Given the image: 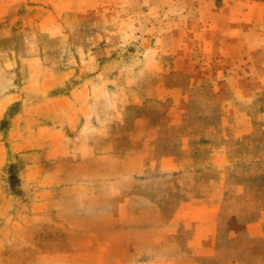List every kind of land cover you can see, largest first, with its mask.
Listing matches in <instances>:
<instances>
[{
	"label": "rangeland",
	"instance_id": "1",
	"mask_svg": "<svg viewBox=\"0 0 264 264\" xmlns=\"http://www.w3.org/2000/svg\"><path fill=\"white\" fill-rule=\"evenodd\" d=\"M247 38L248 48L227 46ZM181 118L202 132L174 129L176 146L184 133L195 143L224 135L257 142L253 157L229 155V177L247 192L225 202L214 258H192L186 232L154 244L150 226L158 233L162 219L143 218L128 226L126 243L117 237L122 225L46 234L20 228L34 230L32 264L42 253L84 247L103 248L104 264L264 261V225L257 240L244 232V223L264 212V0H0V188L17 195L19 182L39 180H25L27 171L52 172L57 162L45 152L69 163L73 137L89 132L118 145L121 135L136 139L151 123ZM53 138L65 139L51 149ZM45 177L54 181L52 173ZM62 177L70 184L74 176Z\"/></svg>",
	"mask_w": 264,
	"mask_h": 264
},
{
	"label": "crops",
	"instance_id": "2",
	"mask_svg": "<svg viewBox=\"0 0 264 264\" xmlns=\"http://www.w3.org/2000/svg\"><path fill=\"white\" fill-rule=\"evenodd\" d=\"M227 46L248 48L250 41L248 38L241 42L228 41ZM244 64L247 69L251 67L249 56ZM251 75L253 78L254 74ZM148 127V134L136 139L121 135L118 145L108 136L95 138L89 132L73 137L69 141L72 147L69 163L60 158L64 154L45 152L46 160L57 162L52 172L41 166L27 171L25 180L32 175L39 176V180L31 185L19 182L14 187L19 195L0 188V264H32L36 252L34 230L19 232L20 228L25 230L33 225L37 232L46 234V231L92 225L103 230L122 225L124 230L117 237L120 243H126L128 226L143 218H151L152 224L162 219L158 233L153 234L150 226L151 234L147 237L154 244L173 240L186 232L184 249L192 258H214L221 210L225 202L247 192L243 182L229 177L233 167L229 155L233 151L236 157H253L251 151L257 142L224 135L217 140L205 138L195 143L190 134L184 133L176 146L171 134L174 129L200 133L202 127L183 118L176 122L158 120ZM57 139L50 140L51 149L65 138ZM98 140L104 144L101 148L96 145ZM2 158L0 151L1 163ZM50 173L54 181L45 179ZM67 175L74 176L70 184L62 177ZM263 225L264 213L246 221V239H259ZM230 237H235L234 231ZM238 253L242 255L241 251ZM104 255L103 248L84 247L69 253H42L39 264H104ZM249 259V264H264L257 255ZM235 260L242 261L233 258L228 264H237Z\"/></svg>",
	"mask_w": 264,
	"mask_h": 264
},
{
	"label": "trees",
	"instance_id": "3",
	"mask_svg": "<svg viewBox=\"0 0 264 264\" xmlns=\"http://www.w3.org/2000/svg\"><path fill=\"white\" fill-rule=\"evenodd\" d=\"M262 213H264V212H262ZM262 213H261V214H262ZM259 216H260V215H259ZM252 256H253V255H252Z\"/></svg>",
	"mask_w": 264,
	"mask_h": 264
}]
</instances>
